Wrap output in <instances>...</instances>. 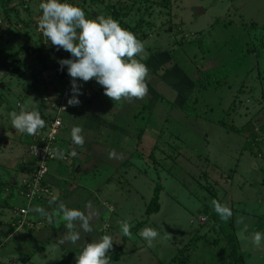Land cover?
I'll list each match as a JSON object with an SVG mask.
<instances>
[{
  "label": "rangeland",
  "instance_id": "obj_1",
  "mask_svg": "<svg viewBox=\"0 0 264 264\" xmlns=\"http://www.w3.org/2000/svg\"><path fill=\"white\" fill-rule=\"evenodd\" d=\"M164 1L61 0L80 6L89 19L112 17L144 43L141 62L150 70L149 91L156 80L175 83L172 64L189 72L210 68L204 73V84H196L190 94L197 99L180 107L174 94L166 91L157 101L155 117L161 121L159 115L165 113L162 137L170 145L158 150L154 158L139 161V167L147 172L145 183L138 185L140 194L124 195L128 203L114 194L115 204L124 203L126 209L120 214L113 202L108 203L110 211L106 209L100 221L93 220L94 232L83 236L80 250L87 240L91 243L110 235L114 241L109 251L112 264H241L237 258L228 262L233 250L228 235L232 234L239 252L236 257L241 255L245 264H264V241L256 247L251 240L256 231L264 234V152L259 158L264 151V0ZM42 2L45 0H0V264H75L80 253L76 245L61 244L66 233L61 237L54 232L58 225L49 224L34 211L36 207L49 210L46 206L54 205H49L53 196L60 200L54 186L51 195L27 186L32 183L26 171L29 147L41 130L30 136L17 132L11 124L10 114L19 113L21 104L25 111L36 108L46 121L52 105H66L72 95L67 68L60 70L58 63L71 58L70 53L57 50L38 29ZM198 8L205 12L195 13ZM77 83L82 84L81 103L69 106L64 115L70 128H86L83 119L92 126V121L98 120L93 113L111 121L114 114H121L119 110L137 104L135 99L114 104L101 95L103 88L95 80ZM233 96L235 107L227 111L232 113L229 116L221 109ZM154 102L149 101L147 109ZM246 108H250L247 117ZM74 110L80 119L73 115ZM234 111L243 114L237 122ZM252 115L250 129L242 132L240 123ZM207 118L217 125L224 121L232 132L226 133L219 125L212 128L214 123ZM231 124L239 126L236 131ZM177 125L186 127L177 132ZM251 132L255 137H250ZM209 134L214 135L212 142ZM66 143L67 138L62 140L63 146ZM256 143L253 151L248 148ZM65 158L60 162L71 161V155ZM175 159L181 161L174 164ZM49 179L51 183L47 175L45 183ZM122 183L128 187L124 180ZM113 184L119 186V180ZM162 185L164 190L156 201L152 198L155 187L159 190ZM212 200L230 207L233 214L227 222L215 212ZM125 219L131 225V239L117 230ZM146 227L160 234L152 247L138 235ZM121 238L126 242L116 243ZM127 248L131 251L119 259Z\"/></svg>",
  "mask_w": 264,
  "mask_h": 264
},
{
  "label": "clouds",
  "instance_id": "obj_2",
  "mask_svg": "<svg viewBox=\"0 0 264 264\" xmlns=\"http://www.w3.org/2000/svg\"><path fill=\"white\" fill-rule=\"evenodd\" d=\"M39 8L42 15L38 29L57 50L63 49L71 56L58 61L60 70L66 67L71 78L72 95L67 100V106L75 107L81 103L78 96L83 94L82 84H78V80L84 83L95 80L114 104L133 99L142 100L147 96L150 70L141 62L145 45L134 33L123 28L119 21L110 16L100 15L89 19L80 6L61 0H45ZM19 108V113L13 111L10 114L12 127L17 132L31 136L46 127V121L36 108L25 111L22 104ZM70 136L74 145L84 146L85 135L81 126H73ZM52 154L56 158H63L64 155L60 149H54ZM71 155H77L75 150ZM108 158L119 159L120 156L113 149L109 151ZM56 202L57 198L53 196L49 205ZM211 203L222 221L227 222L232 217L233 213L226 204L217 200ZM34 211L46 218L49 224L59 222L62 218L66 234L60 243L72 245L83 240L85 234L94 232L92 222L99 215V210L91 202L85 204L84 210L69 208L60 202L58 208L51 212L43 207H36ZM243 219L241 217L239 222L243 223ZM121 230L124 236L132 238L131 225L127 219L121 221ZM138 235L147 242L148 247H152L153 241L160 234L155 228L146 227ZM251 240L256 247H260L264 234L256 231L251 235ZM113 244L110 235L94 238L91 243L84 242L82 250L75 257V264H112L109 251L113 249Z\"/></svg>",
  "mask_w": 264,
  "mask_h": 264
},
{
  "label": "crops",
  "instance_id": "obj_3",
  "mask_svg": "<svg viewBox=\"0 0 264 264\" xmlns=\"http://www.w3.org/2000/svg\"><path fill=\"white\" fill-rule=\"evenodd\" d=\"M165 57L168 59L167 55H165ZM172 66H174L172 73L175 77V83L173 85H169L168 83L157 82L156 80L155 88L151 89L153 93L149 91L150 98L148 100L147 97L144 98L145 101L143 99H135L134 101L135 103H137L135 107L131 106L129 110H126V108L119 110L121 111V114H114L111 118V121H107L105 117L100 114L96 116L95 113H93V117L98 120L97 122L95 120L92 121V126H87L85 119H83L82 122L83 124L85 123L84 126H86V128H83L85 135V144L83 147L76 146L72 143L70 136L72 127L70 128L66 125V128L61 134L60 138V150L64 149L63 153L67 158L69 155H71L73 150H75L77 155H71V161H69V163L65 161L61 163V158H59L57 161H54L51 165L50 173L48 175L51 178V183L49 179V185L51 186L52 190L54 186V189H56V193L58 194V198H60V200H58L57 204L55 203L53 206H46V208L49 209V212L53 211L54 209H57L58 204L60 202L64 203L69 208H76L80 210L84 209L85 204L87 202H91L94 208L99 210L98 217L94 219V221L96 222L100 221L101 214H104L106 212V209L110 211L109 207L112 206H110L108 203L113 202L115 204V202L113 201L114 194L118 195V197H124V195L127 197H132L135 195V193H137V195L140 194V186L138 185H140L141 182L145 183L144 177L147 176V172L145 171L144 167H139V161L146 160V158H154L155 153H157L158 150L165 149L167 148L168 144L170 145L169 140L164 139L162 137V130L164 128L163 123L167 121V119H165V121L163 120V116H165V113H160L159 119L161 121L158 120L157 122V119L155 117V115H157V101L161 99L163 93L166 91H171V93L174 94L173 97H175L176 102L178 105H180V107L183 106L187 101L189 102V100L197 99V96L190 94L193 93L196 89V84L201 78L202 73L205 70L210 69L204 68L202 71H199L196 68H192L189 72L183 70V68L179 64H172ZM197 76L198 78L196 79ZM156 84H158L159 86L156 87ZM103 93L104 90L102 91L101 95H103ZM152 96L156 98L155 102L153 100L154 97L152 98ZM238 99L240 101V98ZM234 100V96L232 99H229L228 101L230 102L225 103V108L223 107L221 109V112L229 113V116H232V113L227 111L232 110L235 107L234 105V107L232 106V102ZM149 101H152L154 103L150 109H147ZM228 106H231V108ZM75 110L73 111V115H77L75 117L80 119L82 116H80V114L78 115L77 111ZM246 111L247 112H244V115L250 113V108H246ZM234 113L236 117L234 116L233 119L235 118L237 122L238 117L243 116V114H240L242 112L239 113V111H234ZM208 114V112L205 113V115ZM257 114H254L256 115L255 117H257ZM254 115H252V117L250 118L248 117L249 119L246 118L244 122L240 123L242 132H246L248 128L250 129L251 120ZM85 117L87 119V116ZM147 117L149 118V120L146 122V124H144L145 122H140L142 119L146 120ZM203 119L205 120V122L207 121L204 117ZM208 120L212 124L213 120L211 118ZM218 125L222 126V128L225 129L226 133L232 132L225 125L221 123H218ZM218 125L214 123L212 128H220ZM181 126L184 125H177V132H180V129L178 128H180ZM234 126L239 127L236 124ZM233 130L236 131V129ZM136 134H138L139 136H135ZM209 135L210 136L208 141L212 142V137L214 135ZM86 136H88V138H86ZM241 137L243 139V142L245 143V136L242 135ZM65 138L69 140V143H66L63 146L62 140H65ZM173 148L176 149V145ZM113 149L117 154H119V159L108 158L109 151ZM171 149L172 148L169 147V150ZM65 156H63V158H65ZM158 158L159 157L156 155L155 160L158 161ZM180 161L181 159L172 160L174 164ZM117 167L119 168L117 169ZM163 167H167V165L165 164ZM161 168L162 167H160L159 170ZM168 170L172 172L173 169L168 168ZM13 179L14 182H16L15 178ZM113 180H119V186H115L113 184ZM122 180H124L126 184L128 183V187H126L122 183ZM161 180L162 179H160V181ZM121 183L122 186H120ZM163 190V185L160 187L159 190H157V187H155L154 194L155 191H157L159 197L160 193ZM125 199L126 203H128V199ZM123 204L124 203L120 204L117 202L115 205H113L114 208H116L117 212L120 214H122L121 212H123V209H126V206ZM63 224L64 222L62 218L59 220V222H54V225L59 226L58 231L54 232H58L61 237L62 235H64L62 233H66V229L64 228ZM117 230L118 232L121 230V225L119 227L117 226ZM114 233L115 231L113 232V234ZM96 234H99L98 231ZM123 241L126 242L124 238H121V240L116 241V243H123ZM86 242L90 243L88 240ZM124 245L126 246L125 243ZM76 246L79 247V251H81V241ZM129 249L130 248H127L126 250L124 249L125 253L122 254L119 259L125 258V254L131 251ZM43 254L44 253H42V255ZM160 263L164 264V261H161Z\"/></svg>",
  "mask_w": 264,
  "mask_h": 264
},
{
  "label": "built area",
  "instance_id": "obj_4",
  "mask_svg": "<svg viewBox=\"0 0 264 264\" xmlns=\"http://www.w3.org/2000/svg\"><path fill=\"white\" fill-rule=\"evenodd\" d=\"M52 107L50 109L51 113L47 115L46 127L41 129L40 133L37 134L36 140L29 147V155L32 159L30 170L32 183L27 184L29 188H35L50 195L53 192L50 186L45 184V181L50 173L52 163L59 159L52 153L54 149H60L61 134L66 128L64 115L70 110L67 104L59 106L53 104ZM25 211V209L21 210L22 213H25Z\"/></svg>",
  "mask_w": 264,
  "mask_h": 264
},
{
  "label": "trees",
  "instance_id": "obj_5",
  "mask_svg": "<svg viewBox=\"0 0 264 264\" xmlns=\"http://www.w3.org/2000/svg\"><path fill=\"white\" fill-rule=\"evenodd\" d=\"M169 0H165L164 2H168ZM209 70V69H208ZM207 70H205L203 73H202V76H201V78L199 79V81H198V83H197V85H202V84H204V81H205V78H204V73L206 72ZM209 83V82H208ZM208 83L206 84V85H208ZM210 84V83H209ZM188 102V101H187ZM186 102V103H187ZM183 106H185V105H183ZM221 124H225V122L223 121V122H221ZM230 127L232 128V129H236V126H234L233 124H231L230 125ZM252 136V137H251ZM250 137L251 138H253V137H255V135H254V133H252L251 132V135H250ZM258 147V145H257V143L254 145V147H248L249 149H251L252 151L255 149V148H257ZM264 151L262 150L261 152H260V155H259V158H261L262 156H263V154H261V153H263ZM32 164V159L31 158H29V163L27 164V168H26V171H28V170H30V169H28V167L30 166ZM45 184H47V183H45ZM48 185H49V183H48ZM50 186V185H49ZM50 188H51V186H50ZM157 198H158V192L156 191V193L154 194V197H153V199H156V201H157ZM228 237H229V241L231 242V245H232V253H231V255L229 256V258H228V262L229 263H234L235 262V260H236V258L237 259H239V260H241L242 261V263L241 264H245L244 262H243V257L241 256V255H239L238 257H236L237 256V253H239L238 252V248H237V244H236V242H235V237L232 235V234H229L228 235ZM244 257H245V255H243Z\"/></svg>",
  "mask_w": 264,
  "mask_h": 264
},
{
  "label": "water",
  "instance_id": "obj_6",
  "mask_svg": "<svg viewBox=\"0 0 264 264\" xmlns=\"http://www.w3.org/2000/svg\"><path fill=\"white\" fill-rule=\"evenodd\" d=\"M201 10H202V12H205V10L203 8H198L195 13L199 14L201 12ZM29 169H31V167H29Z\"/></svg>",
  "mask_w": 264,
  "mask_h": 264
}]
</instances>
